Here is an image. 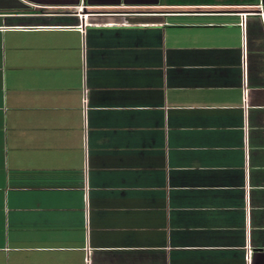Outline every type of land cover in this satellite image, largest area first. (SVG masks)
I'll return each instance as SVG.
<instances>
[{"label":"crops","instance_id":"obj_1","mask_svg":"<svg viewBox=\"0 0 264 264\" xmlns=\"http://www.w3.org/2000/svg\"><path fill=\"white\" fill-rule=\"evenodd\" d=\"M213 1L0 0V264H264V11Z\"/></svg>","mask_w":264,"mask_h":264},{"label":"trees","instance_id":"obj_2","mask_svg":"<svg viewBox=\"0 0 264 264\" xmlns=\"http://www.w3.org/2000/svg\"><path fill=\"white\" fill-rule=\"evenodd\" d=\"M177 2H193L195 5H201L202 3H212L213 0H177ZM225 5L239 6L241 8H254L258 6L259 0H224ZM181 5V4H180Z\"/></svg>","mask_w":264,"mask_h":264},{"label":"built area","instance_id":"obj_3","mask_svg":"<svg viewBox=\"0 0 264 264\" xmlns=\"http://www.w3.org/2000/svg\"><path fill=\"white\" fill-rule=\"evenodd\" d=\"M86 16V15H85ZM245 16H246V14H242L241 15V19H242V23L244 22V20H245ZM242 99H243V104L245 105V103H246V91H245V89H244V91H243V97H242ZM82 102H83V104L85 105V102H86V100H85V94L83 95V100H82ZM250 252L248 251V256H247V262L249 263V254Z\"/></svg>","mask_w":264,"mask_h":264},{"label":"water","instance_id":"obj_4","mask_svg":"<svg viewBox=\"0 0 264 264\" xmlns=\"http://www.w3.org/2000/svg\"><path fill=\"white\" fill-rule=\"evenodd\" d=\"M260 4H261V7H262V10L264 11V0H260Z\"/></svg>","mask_w":264,"mask_h":264}]
</instances>
